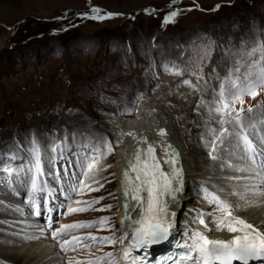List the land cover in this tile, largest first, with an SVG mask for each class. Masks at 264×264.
<instances>
[{
    "label": "rangeland",
    "instance_id": "rangeland-1",
    "mask_svg": "<svg viewBox=\"0 0 264 264\" xmlns=\"http://www.w3.org/2000/svg\"><path fill=\"white\" fill-rule=\"evenodd\" d=\"M216 5L219 7L208 12ZM143 8L147 9L143 11ZM172 11H176L177 16L165 24L163 19ZM96 16L105 18H92ZM153 35H157L153 57L157 59L156 67L164 81L166 79L165 91L169 97H175L183 109L178 115L188 128L185 142L191 145L195 140L197 143L202 141L200 149H203V157L209 160L212 149L207 142L213 138L209 129L228 128V124L218 123L219 117L214 112H209L219 83L229 75H235L236 68L251 65L264 57V0H176L175 3L173 0H0V197H3L0 203L11 204L3 194L14 189L13 183L18 177L26 180L24 184L33 177L38 187L40 177L46 178L53 197L43 196L41 190L42 199L38 197V191L36 200L41 205L47 203L49 197L53 203L49 208L36 210L34 214L39 212L42 220L35 218L38 222L35 225L49 224L54 211L56 218L54 225L41 227L42 249L37 250L40 257L50 252L48 258L55 255L59 261L68 264L69 260L87 261L103 252L119 255V244L76 250L69 246L67 251L76 256L72 254L74 259H70L56 251L54 243L60 239L61 242L70 240L71 236L54 238L52 233L64 224L108 217L111 227L101 229L97 225L80 229L81 232L98 237L115 232L117 237L121 236L113 171L109 170L98 179H92L90 171L94 169L99 173L101 163L109 166L116 156V131L110 129L107 118H130L137 103L150 99L159 87V81L147 71L154 64L146 50L148 39ZM167 61L179 67L178 74L161 71ZM184 79H189L196 87L183 88ZM256 91V96L245 95L243 104L237 103L235 107L237 110L243 107L245 111L249 106L255 109L244 115L251 118L246 119V125L255 126L246 130L254 131L250 139L260 152L264 149V112L256 105H264V88L258 87ZM202 100L204 106H199ZM30 132L36 133L42 174L36 172L31 148H24L23 143L17 141L20 134ZM52 138L58 143L48 146ZM9 140L14 147L11 150L16 153L13 157L5 154L10 147ZM25 143L31 144L29 136ZM109 144L111 152L106 146ZM241 152L248 163V156ZM257 157L261 159L259 155ZM259 162L248 163L250 173L244 170L239 173L243 166L227 159L222 167L234 175L224 174L219 182L231 185L246 184L250 177L258 180L257 170H262ZM90 164L93 165L91 169ZM207 164L206 161L201 166ZM222 188L198 186L194 194L199 205H208V212L213 213L215 205L209 202L208 193L221 195L230 203L235 195L233 190L231 195L223 196L225 190ZM249 189L254 190L252 186ZM255 191L257 194L245 191L244 200L240 196L234 197L236 204L243 201L245 204L239 206L238 211L245 209L253 213L256 210L255 195L258 196L259 191ZM26 198H23L25 203ZM17 201L23 203L20 199ZM92 201L98 203L92 204L87 211H69L73 207H87L86 202ZM26 205L31 206V203ZM65 205L70 208L66 209ZM20 208V219L32 220L28 208ZM30 210L32 213L33 208ZM14 213L10 212V217L0 221L2 236L13 237L26 232L17 226ZM260 218H264V212ZM35 240L39 238L26 242ZM48 261V264H57Z\"/></svg>",
    "mask_w": 264,
    "mask_h": 264
},
{
    "label": "snow or ice",
    "instance_id": "snow-or-ice-1",
    "mask_svg": "<svg viewBox=\"0 0 264 264\" xmlns=\"http://www.w3.org/2000/svg\"><path fill=\"white\" fill-rule=\"evenodd\" d=\"M175 2L176 0H173V3ZM216 7L218 8L219 5ZM93 11L99 10L94 9ZM177 14L176 11H172L166 15L164 23L171 22ZM111 15L110 13L109 16ZM92 18L104 19L105 17ZM234 71L235 75H229L219 83L215 99L209 107V112H214L219 117L218 123L221 125L232 124L233 127L231 129H209L213 137L207 142L212 149L209 155L212 159H217L215 153L218 150L234 145L236 148H241L253 164L257 163L256 158L259 155L261 157L259 167L264 170V149L257 152L252 139H250L254 131L246 130L247 128L254 129L255 126L253 124L246 125L247 118L244 115L243 107L238 110L235 107L237 103L243 104L245 95L254 97L257 95L258 87L264 88V57L251 65L243 68L238 67ZM184 83L196 87L191 81L186 80ZM204 103L202 100L199 106H204ZM256 108L264 112V105H256ZM254 110L251 106L247 108L248 113H252ZM128 135H132V133H128ZM159 135L166 136L167 133L161 129ZM141 143L147 144V147H137L131 158L128 159L127 168L122 171V191L126 201L124 207L128 212L121 220V225L126 220L129 221L127 225L129 231L119 237L115 232L109 236L99 237L90 232L83 236L71 235L70 240H63L60 245L61 249L66 251L69 246L76 250L97 248L105 244H119L121 245L119 255L115 252H103L87 261L73 262L69 260L68 264H142L141 258L133 255L134 250L167 241L171 236L174 228L173 218L176 213L170 211V205L176 202L177 194L183 190L182 169L177 166L179 154L171 144L163 145V163L169 166V170L165 171L161 167V159L157 157L156 145L150 143L147 138H143ZM33 144L35 145V141ZM106 146L111 152V145ZM58 147L59 145H57ZM32 155L35 159L36 172L42 174L39 147H33ZM92 166L90 164L89 169ZM261 183L264 185V181ZM41 190L34 178L31 192L35 194ZM246 191L254 192L255 190L247 189ZM239 195L241 200L245 199L243 194ZM259 195L264 196V188L259 190ZM207 196L209 202L215 205V211L207 214L209 218L215 216L214 227H209L204 213L198 214L196 222L202 227L187 232L185 242L177 245L182 251L175 260V264H234V262L250 264V261H259V264H264V230L249 223L243 217L236 216L233 205L219 195L208 193ZM166 197L170 199H166ZM86 203L87 207L71 208L69 211H87L92 204L98 203V201ZM107 207L110 208L111 205ZM131 211L138 212V215L133 217L129 214ZM108 221V217H102L97 221H77L72 224H64L52 235L54 238L60 237L63 234H71L73 230L91 229L97 225L104 229L111 227ZM212 231H226L231 236L227 239L211 238L209 234Z\"/></svg>",
    "mask_w": 264,
    "mask_h": 264
},
{
    "label": "bare ground",
    "instance_id": "bare-ground-1",
    "mask_svg": "<svg viewBox=\"0 0 264 264\" xmlns=\"http://www.w3.org/2000/svg\"><path fill=\"white\" fill-rule=\"evenodd\" d=\"M156 39H157V35L151 39V42L149 41V46L151 47V49L150 47L148 48V53L151 55H153V48L155 46ZM153 63L154 64H152L148 68L147 71H148L149 76L159 81L158 89L153 93L150 99L141 100L140 102L137 103L135 112L130 118H122L121 116H115L113 117V119L107 118L108 120H110L109 121V124L111 126L110 129H112L113 131L114 130L116 131L115 141L118 143V147L116 149V156L114 160L108 164L109 166L106 165L107 163L106 164L101 163L99 173L94 171V169L90 171V174L93 176L92 179H96V177L98 179V177H102L101 175L104 176V174L107 173L109 170L113 171L112 173L116 180V188H115L114 193L117 196L118 203H119V209H118L117 215H118V227L120 231L123 232V234L126 231H129L127 227L129 221L126 220L125 223L121 225V220L125 217V214L128 211H126L123 206L124 205L123 202H126V201L123 196V193H121L120 170L123 166H126L127 168L128 159L131 158L132 153L137 149V147H141V148L146 147L147 144L141 143L144 137H146L150 143H153L156 145V153H157V156L161 159L162 163H163V156H164L162 148H163V145L165 144L166 139L171 140L173 144L178 148V151L180 153L181 163H182L183 170H184L183 190L182 192L177 194L176 202L170 205V211L176 213L175 217L173 218L174 219L173 233L183 243L187 239V235H186L187 232H189L190 230H195L197 228L202 227L196 222L198 214L204 213L205 220L209 224V227H214L213 221L215 219V216L209 218L207 215L208 213H212V212H208L209 206L199 205V202H198L199 199L197 195L194 194L195 188H197L198 186L203 187L205 185H209L212 188L214 186H216V188H221V186H223L222 189L225 190L223 196H228V194L231 195V193H233V190H234L235 195L232 197L233 199L231 200V204L235 205L234 210L237 211V212L234 211V214L236 216L243 217L249 223H252L258 228H261V227L264 228V220H263L264 218H260L262 212H264V196L255 195V199L258 202L257 203L258 207L256 208L255 211H253V213L245 209L238 211L237 209L239 206L240 207L245 206V204H243L244 201L239 204H236L234 201L235 199L234 197L240 196L238 195V192L244 195L245 191L251 188V186L254 188V190H258V191L261 190V188H264L262 184H259L261 183V181H264V172H262L263 174H261V172H257L256 175L259 179L254 180L252 177H250V181H246L248 182L246 184L240 182V184L226 185L225 182H223V184L221 183L222 181L219 182V179L221 180L224 174L225 176L234 175V173L229 174L222 167L225 160L230 159L242 165L243 167L239 168V173L242 170L248 171L250 173L251 166L244 161L241 150L239 148H235V146L234 148L225 146L223 149L215 153V155L218 157L217 159H212L210 157L209 160H207V158L205 159L203 157V149L202 150L200 149V146H201L200 144L202 141L197 143V141L195 140V142L194 143L192 142L191 145L185 142L184 136L187 133L188 128L184 127L183 120L180 119L178 115L179 110L182 109L181 104L179 105V103L176 102L175 97L173 98L167 95L165 91L166 90V84H165L166 79L164 81L163 76L160 74L159 69L156 67L157 66L156 62H153ZM161 71L166 74H178L179 67L173 62L167 61L162 65ZM186 80L190 81L189 79H184L182 83V87L183 88L191 87L184 83V81ZM160 126L166 127L167 129L166 136L159 135L158 128ZM232 127H233L232 124H228L229 129H231ZM44 131H45V128L40 130V132L42 133ZM31 133L32 132H30L28 135L20 134L19 136L20 140H17L23 143L24 148L26 147L33 148L34 146L38 144L36 141V133L35 132L34 134H31ZM128 133H132V135H128ZM28 136L30 138L31 144L25 143L27 141ZM9 141L10 142L8 144L10 145V147L8 148V150H5V152L9 154H14V151L11 150L12 148H14L12 145L13 143L11 144L12 140H9ZM33 141H35V145L33 144ZM56 143H58V140L55 138H52L48 142V146L49 145L51 146V144L55 145ZM16 144H17L16 147L20 148L19 143H16ZM206 161L209 164H207V166H201L203 165V163H206ZM164 168L168 170L169 166L164 164ZM235 172L239 174L238 169H236ZM210 175L214 178H211V177L207 178ZM253 175L255 176V173H253ZM13 185H14L13 186L14 189H11L10 192L7 191V193H4L3 196L6 197L7 201H10L11 204L12 203L14 204H12V207H11V204H8V203L1 204L0 203V221L10 217L11 215L10 212L15 211L14 214L16 215L17 226L19 225L18 227L25 229L26 232H21V233L19 232V234H14L13 237L2 236L0 234L1 236L0 237V264H48L47 263L48 260L54 261L57 264H64V262L59 261L58 257H56L55 255H53L55 256V258L52 255L51 257L48 258L50 252H48L46 255L42 257H40V253L39 254L37 253L38 249L39 251L42 249L40 244L43 243L42 241H40L41 237H43L41 236V232H42L41 227L43 229V228H46L47 226L44 224L43 226L41 225L38 226V225H35L37 223L36 221H31V220L26 221V220L20 219L21 210H22L20 207L26 206L28 208V210L27 208L26 210L27 212H30V214H31V210L29 206H27L26 203L23 202V198L27 197V195H24L26 193L25 191H24L25 193H22L23 195L20 194L22 191V188H20V181L17 179V181H15ZM17 185L19 187H17ZM254 192L256 193V191ZM14 193L16 197L14 196ZM0 199L2 200L3 197H0ZM19 199L20 201L22 200L23 203H18L17 200ZM166 199H170V198L166 197ZM7 201H4V202H7ZM67 205H65V208L68 207ZM130 213L132 214L133 212H130ZM248 214H250L251 216H249ZM132 216L135 217V215H132ZM13 217L11 216V218ZM35 218L36 219L40 218V215L36 216ZM73 231L74 232H72L71 234H63V235L71 236L74 233L80 236L86 235L82 233L81 230H76V232L75 230ZM209 235L211 236V238H221V239H227V238H230L231 236V234L226 231H223V232L212 231ZM35 238H39V240H35L34 242H29V243L26 242V240L28 239L32 240ZM36 242H38L37 246L34 247L35 246L34 244H36ZM61 243H62L61 239L55 241L54 247H57L56 251L62 252L63 255H66L70 259H74V258H71L72 254L74 253L69 252L67 250L66 251L62 250L60 246ZM26 244H28L27 247L25 246ZM57 244L59 245V247L57 246ZM73 257L76 258L75 254L73 255Z\"/></svg>",
    "mask_w": 264,
    "mask_h": 264
},
{
    "label": "water",
    "instance_id": "water-1",
    "mask_svg": "<svg viewBox=\"0 0 264 264\" xmlns=\"http://www.w3.org/2000/svg\"><path fill=\"white\" fill-rule=\"evenodd\" d=\"M217 6V5H216ZM214 7L213 9H211V10H209L208 12H212L213 10H215L217 7ZM142 10H145V8H143ZM123 15H126V13H124ZM161 129H164L166 132H167V129H166V127L165 126H160L159 128H158V131L160 132V130ZM165 144H171L172 145V147L175 149V151L179 154V164L177 165L178 167H180L181 169H182V176H183V184H184V170H183V166H182V164H181V156H180V153H179V151H178V148L173 144V142L171 141V140H169V139H166V141H165ZM126 167H122L121 168V173H122V171L125 169ZM121 180H122V178H121ZM125 203L126 202H123V204L125 205ZM125 208V207H124ZM126 209V208H125Z\"/></svg>",
    "mask_w": 264,
    "mask_h": 264
}]
</instances>
